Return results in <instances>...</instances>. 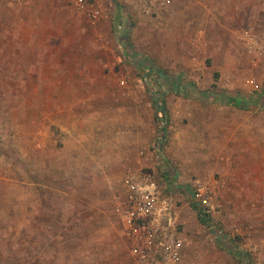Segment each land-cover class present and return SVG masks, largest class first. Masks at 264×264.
<instances>
[{
  "label": "rangeland",
  "instance_id": "obj_1",
  "mask_svg": "<svg viewBox=\"0 0 264 264\" xmlns=\"http://www.w3.org/2000/svg\"><path fill=\"white\" fill-rule=\"evenodd\" d=\"M99 1L92 25L74 0H0V264H143L118 216L141 171L168 176L178 264H264V66L250 94L237 40L264 0Z\"/></svg>",
  "mask_w": 264,
  "mask_h": 264
},
{
  "label": "built area",
  "instance_id": "obj_2",
  "mask_svg": "<svg viewBox=\"0 0 264 264\" xmlns=\"http://www.w3.org/2000/svg\"><path fill=\"white\" fill-rule=\"evenodd\" d=\"M157 7H168L170 0H155ZM77 12L92 25L101 20V11L90 0H74ZM149 11V10H147ZM146 13H149L147 12ZM243 55L251 66V74L244 86L250 94L260 93L262 85L256 73L264 66V27H248L237 34ZM167 175L174 178L171 170ZM153 172L141 171L126 179V196L118 208V216L129 242L131 255L140 263L178 264L183 255V240L174 230L173 205L167 190ZM195 207L203 214L213 210V191L207 184H199L195 195Z\"/></svg>",
  "mask_w": 264,
  "mask_h": 264
},
{
  "label": "trees",
  "instance_id": "obj_3",
  "mask_svg": "<svg viewBox=\"0 0 264 264\" xmlns=\"http://www.w3.org/2000/svg\"><path fill=\"white\" fill-rule=\"evenodd\" d=\"M114 1V3L116 4V1L115 0H113ZM187 88V86H184V88ZM231 102H228V103H232V104H234V105H236V106H240L241 105V101L239 100V101H234V100H230ZM160 114V117H162V119H166L165 118V112H163V111H161V112H159ZM164 122H166V121H164ZM194 207H195V205H193ZM196 208V207H195ZM196 210H197V208H196ZM197 215H198V219H199V221H200V223L201 224H203V225H208L209 226V220H208V218H209V214H203L202 212H199L198 210H197ZM233 255H235L236 257H237V259L239 260V261H241L242 260V256L240 255H237L235 252H233ZM245 264L247 263L245 260L243 261Z\"/></svg>",
  "mask_w": 264,
  "mask_h": 264
},
{
  "label": "crops",
  "instance_id": "obj_4",
  "mask_svg": "<svg viewBox=\"0 0 264 264\" xmlns=\"http://www.w3.org/2000/svg\"><path fill=\"white\" fill-rule=\"evenodd\" d=\"M100 1L99 0H93V3L95 4V6L97 7V8H99L100 10H101V14H102V17L101 18H103V15H104V12H103V10L101 9V7L98 5V3H99ZM12 13V21H15V9H12V10H9V13ZM9 17H11V16H9ZM233 100L236 102V101H239V99H237L236 97L235 98H233Z\"/></svg>",
  "mask_w": 264,
  "mask_h": 264
}]
</instances>
